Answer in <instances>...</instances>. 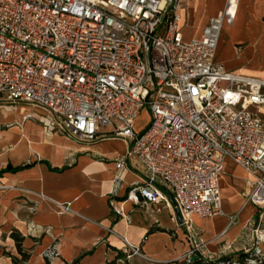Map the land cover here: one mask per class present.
<instances>
[{"label": "built area", "instance_id": "obj_1", "mask_svg": "<svg viewBox=\"0 0 264 264\" xmlns=\"http://www.w3.org/2000/svg\"><path fill=\"white\" fill-rule=\"evenodd\" d=\"M181 2L0 0V98L42 110L46 128L78 141H94L102 128L125 141L128 149L114 161L113 193L130 162L140 179L126 199L178 209L193 244L187 256L211 261L242 252L249 264H264V77L216 60L238 0H226L191 39L183 37ZM144 107L150 120L136 131ZM226 160L250 175L244 197L255 211L236 251L228 243L209 254L192 217L223 214ZM60 207L70 210L68 203ZM132 254L141 252L127 244L118 263Z\"/></svg>", "mask_w": 264, "mask_h": 264}, {"label": "crops", "instance_id": "obj_2", "mask_svg": "<svg viewBox=\"0 0 264 264\" xmlns=\"http://www.w3.org/2000/svg\"><path fill=\"white\" fill-rule=\"evenodd\" d=\"M225 2L182 0L184 39L199 37ZM263 40L264 0H238L234 22L222 27L216 60L226 70L264 77V52L259 51ZM237 47L239 62L228 65L238 58ZM225 49L231 54L227 59L220 57ZM245 50L251 51L248 59ZM32 109L0 98V264H12L4 252L17 255L10 237L13 229L23 236L22 246L29 253L24 264H43L45 258L50 264H119L117 255L124 256L127 244L141 252L128 257L127 264H174L183 258L192 241L175 210L163 202L136 204L126 199L130 185L140 179L130 162L113 193L114 161L128 149L125 141L109 135L108 128L92 142L78 141L46 128L45 113L39 116ZM8 121L13 124L7 126ZM250 178L226 160L219 179L223 214L192 217L203 251L219 254L228 243L238 249V235L255 211L244 197ZM66 203L70 210L62 211L60 205ZM118 208L123 215L116 213ZM230 215L237 216L232 224ZM50 247L52 256L46 252Z\"/></svg>", "mask_w": 264, "mask_h": 264}, {"label": "trees", "instance_id": "obj_3", "mask_svg": "<svg viewBox=\"0 0 264 264\" xmlns=\"http://www.w3.org/2000/svg\"><path fill=\"white\" fill-rule=\"evenodd\" d=\"M25 166V165H24ZM10 237L14 241L15 250L17 255L11 254L9 252H4L7 256L10 257L12 264H24L29 257L28 251H26L22 246L23 236L15 229L10 232ZM195 256L193 259L192 257ZM246 254L242 252H237L233 254L223 255L216 260H206L203 259L198 253H195L191 256H186L180 260L174 261V264H249L245 258ZM124 256L117 255V258L123 259ZM116 260L111 262H107L106 264H116ZM43 264H50L49 260L45 258V262ZM124 264H127V259H125Z\"/></svg>", "mask_w": 264, "mask_h": 264}, {"label": "rangeland", "instance_id": "obj_4", "mask_svg": "<svg viewBox=\"0 0 264 264\" xmlns=\"http://www.w3.org/2000/svg\"><path fill=\"white\" fill-rule=\"evenodd\" d=\"M239 50H240V48L237 47V51H238V53H237L235 56L238 57V58H236V59L233 58V62H231V63L228 61V65L237 64V63L239 62V56H240V54H239ZM245 51H246V50H245ZM259 51L261 52V54H262V52H264V40L262 41V48H260ZM245 54H246V55H244V56H245L244 58H245V59H248V58L251 56V51L248 52V50H247V51L245 52ZM229 55H231V54L229 53V51H228L227 49H225V50L222 51L220 57H221V58H225V59H227V57H228ZM26 110H28V109H26ZM31 112H32V113H36V114H38L39 116H40V115H44L43 111L40 110V109H37V108H33V109L31 110ZM1 115H3V112L0 111V117H1ZM10 117H11V116H10ZM0 120H1V118H0ZM2 120H3V119H2ZM4 120H5V119H4ZM6 120H7V119H6ZM8 120H10V119H8ZM149 120H150L149 110H148L147 107H144V108L140 111V113L138 114V116H137V118H136V120H135V130H136V131H140V130L144 129V128L147 126ZM8 122H11V121H8ZM12 124H13V123L11 122V123H7L6 125L9 126V125H12ZM1 127H2V128H6V127H3V126H1ZM192 248H193V244H192V242H191V247H189V249L186 251V253L184 254L183 258H185V257L187 256L189 250L192 249ZM46 252H47L48 255H50V256L54 255V253H53V251H52V247L48 248Z\"/></svg>", "mask_w": 264, "mask_h": 264}, {"label": "water", "instance_id": "obj_5", "mask_svg": "<svg viewBox=\"0 0 264 264\" xmlns=\"http://www.w3.org/2000/svg\"><path fill=\"white\" fill-rule=\"evenodd\" d=\"M175 214H176V218L179 222H181V219H180V214H179V211L178 209H175ZM193 259L195 258V256L192 257Z\"/></svg>", "mask_w": 264, "mask_h": 264}]
</instances>
